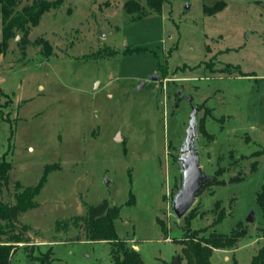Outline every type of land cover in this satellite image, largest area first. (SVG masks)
Returning a JSON list of instances; mask_svg holds the SVG:
<instances>
[{"label": "rangeland", "instance_id": "374dc122", "mask_svg": "<svg viewBox=\"0 0 264 264\" xmlns=\"http://www.w3.org/2000/svg\"><path fill=\"white\" fill-rule=\"evenodd\" d=\"M47 1L57 7L30 43L22 48L17 34L0 53V158L12 167L2 201L14 204L49 167L16 224L33 255L51 248L56 264H110V245L71 225L104 203L119 209L116 235L144 264H186L187 231L238 227L244 237L214 249L210 263L250 264L264 247V0H163L140 18L125 0ZM1 28L0 19V41ZM188 99L200 166L224 184L202 189L176 219ZM10 264H33L24 245Z\"/></svg>", "mask_w": 264, "mask_h": 264}, {"label": "trees", "instance_id": "16d2710c", "mask_svg": "<svg viewBox=\"0 0 264 264\" xmlns=\"http://www.w3.org/2000/svg\"><path fill=\"white\" fill-rule=\"evenodd\" d=\"M163 0H125L123 9L128 14H137L138 18L142 16L143 5L149 9L159 11ZM19 0H0V19L2 23L0 53H5L8 43L11 39L20 34L19 44L25 47L30 42L28 35L32 27L36 26L41 16L57 7L56 2L47 0H33L18 9ZM213 12L218 7L211 9ZM36 44L44 46L46 51L50 50L47 41L38 40ZM11 164L3 157L0 158V264H10V260L20 245H24L26 256L33 264H56L52 249L49 248L39 255H33L31 248L27 244L30 238L27 235L26 227H17V219L23 212L36 206L34 201L38 195L44 178L49 171L45 168L43 179L34 187H26L22 191L14 194L15 203L10 205L2 201L1 195L3 189L9 182ZM239 178L230 179V182H236ZM223 181L211 178L203 187L211 185H222ZM19 187L18 183L16 184ZM259 207L264 211V185L257 193L256 197ZM119 209L115 206L108 207L101 203L94 207H87L82 216L73 218V226L82 225L84 237L90 242H106L110 245V264H144L140 254L129 248L126 242L120 240L115 232L114 221L118 218ZM200 230L187 231L183 249L186 258V264H211L210 258L214 249H232L235 248L239 239L245 235L244 229L238 227L231 230L228 236L217 233H210L208 237H199ZM173 264V262L171 263ZM250 264H264V247L260 249L257 255L252 257Z\"/></svg>", "mask_w": 264, "mask_h": 264}, {"label": "water", "instance_id": "95a60500", "mask_svg": "<svg viewBox=\"0 0 264 264\" xmlns=\"http://www.w3.org/2000/svg\"><path fill=\"white\" fill-rule=\"evenodd\" d=\"M157 75H153L148 81H155ZM191 104V99H188ZM188 125L185 135L178 148L179 156L177 163L180 168L181 183L177 192L174 194L171 203V209L176 219L183 218L194 204L197 195L203 187L210 181V177L204 173L199 163V154L197 151V130L196 114L197 108L191 104ZM247 221L251 220L248 216ZM173 264H178L174 259Z\"/></svg>", "mask_w": 264, "mask_h": 264}, {"label": "flooded vegetation", "instance_id": "af4514ba", "mask_svg": "<svg viewBox=\"0 0 264 264\" xmlns=\"http://www.w3.org/2000/svg\"><path fill=\"white\" fill-rule=\"evenodd\" d=\"M190 103V102H189ZM190 106H191V104H190ZM191 110V109H190ZM180 155V154H179Z\"/></svg>", "mask_w": 264, "mask_h": 264}]
</instances>
